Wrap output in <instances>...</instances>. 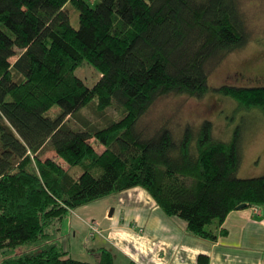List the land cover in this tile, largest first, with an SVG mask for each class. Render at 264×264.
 <instances>
[{
	"label": "trees",
	"instance_id": "1",
	"mask_svg": "<svg viewBox=\"0 0 264 264\" xmlns=\"http://www.w3.org/2000/svg\"><path fill=\"white\" fill-rule=\"evenodd\" d=\"M249 35L240 0H0V264H114L105 248L94 262L71 257L61 220L136 186L212 240L238 205L264 208V174L238 175L239 129L224 141L209 119L178 130L141 124L169 95L215 91L264 112V85L209 83ZM80 60L99 71L92 86L75 73ZM47 144L55 157L42 159Z\"/></svg>",
	"mask_w": 264,
	"mask_h": 264
},
{
	"label": "rangeland",
	"instance_id": "2",
	"mask_svg": "<svg viewBox=\"0 0 264 264\" xmlns=\"http://www.w3.org/2000/svg\"><path fill=\"white\" fill-rule=\"evenodd\" d=\"M240 6L250 33L249 41L243 48L229 53L214 67L209 76V83L212 87L222 84L264 85V0H240ZM70 21L74 27H78V12L74 8L70 13ZM75 73L89 86H92L99 78V71L84 60H80ZM59 112L60 108L54 106L46 114L55 116ZM81 114L98 126L105 125L103 119L87 109L83 108ZM107 116L109 118L118 117L112 109L107 110ZM204 119L212 121L215 135L224 141L231 140L234 132L239 129L241 142L239 177L246 178L264 174V112L257 108L244 110L230 96L210 91L202 98L187 95L162 97L155 101L143 116L141 124L149 130L161 124L178 130L186 123L199 124ZM69 121L71 125L79 126V121L75 117H70ZM40 157L42 159L55 157V152L47 144L41 150ZM111 197L113 196L102 197L79 206L84 209V211L79 210V215L89 220L86 222V229L84 221L81 219L77 221L75 236L69 230L70 214L63 217L62 228L58 234L59 245L63 248L64 239L69 236L74 248L81 247L79 250H71L69 252L71 257L92 262L96 260V249L90 252L87 247L93 248V246L87 241L101 232L99 224L105 226L103 207ZM93 218L97 221L92 220ZM107 249L111 251L109 247ZM116 261V264H128L124 263L121 254L117 255Z\"/></svg>",
	"mask_w": 264,
	"mask_h": 264
},
{
	"label": "crops",
	"instance_id": "3",
	"mask_svg": "<svg viewBox=\"0 0 264 264\" xmlns=\"http://www.w3.org/2000/svg\"><path fill=\"white\" fill-rule=\"evenodd\" d=\"M109 196L113 197L103 207L105 226L99 224L101 232L87 241L93 246L87 247L90 252L96 249V260L102 249L109 247L114 264L119 254L128 264L131 261L137 264H196L200 254L208 256L209 264H264V208L261 206L230 211L218 227L226 233L212 240L190 233L182 218L165 214L142 187ZM79 210L84 211L77 207L68 212L73 236L77 233V221H84L86 229L89 220L82 218ZM63 244L68 252L81 248H74L69 236Z\"/></svg>",
	"mask_w": 264,
	"mask_h": 264
},
{
	"label": "water",
	"instance_id": "4",
	"mask_svg": "<svg viewBox=\"0 0 264 264\" xmlns=\"http://www.w3.org/2000/svg\"><path fill=\"white\" fill-rule=\"evenodd\" d=\"M244 207H246V204L245 203H242V204H240V205L237 206V209H241V208H244Z\"/></svg>",
	"mask_w": 264,
	"mask_h": 264
}]
</instances>
